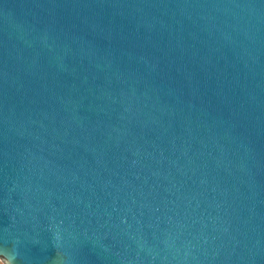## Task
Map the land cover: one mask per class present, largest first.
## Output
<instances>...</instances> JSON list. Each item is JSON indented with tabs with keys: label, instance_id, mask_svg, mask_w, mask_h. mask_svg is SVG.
<instances>
[{
	"label": "water",
	"instance_id": "water-1",
	"mask_svg": "<svg viewBox=\"0 0 264 264\" xmlns=\"http://www.w3.org/2000/svg\"><path fill=\"white\" fill-rule=\"evenodd\" d=\"M10 252L264 264V0H0Z\"/></svg>",
	"mask_w": 264,
	"mask_h": 264
},
{
	"label": "clouds",
	"instance_id": "clouds-1",
	"mask_svg": "<svg viewBox=\"0 0 264 264\" xmlns=\"http://www.w3.org/2000/svg\"><path fill=\"white\" fill-rule=\"evenodd\" d=\"M0 254H3L4 256L7 257L8 259V264H14L17 256H16V253L15 252H10V253H0Z\"/></svg>",
	"mask_w": 264,
	"mask_h": 264
},
{
	"label": "rangeland",
	"instance_id": "rangeland-1",
	"mask_svg": "<svg viewBox=\"0 0 264 264\" xmlns=\"http://www.w3.org/2000/svg\"><path fill=\"white\" fill-rule=\"evenodd\" d=\"M0 264H5L4 260L0 257Z\"/></svg>",
	"mask_w": 264,
	"mask_h": 264
}]
</instances>
